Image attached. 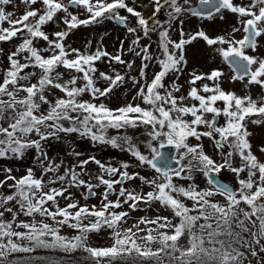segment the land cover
I'll return each instance as SVG.
<instances>
[{"label": "snow or ice", "instance_id": "obj_1", "mask_svg": "<svg viewBox=\"0 0 264 264\" xmlns=\"http://www.w3.org/2000/svg\"><path fill=\"white\" fill-rule=\"evenodd\" d=\"M105 22L114 51L67 42ZM256 127L264 0H0V264H264Z\"/></svg>", "mask_w": 264, "mask_h": 264}, {"label": "rangeland", "instance_id": "obj_2", "mask_svg": "<svg viewBox=\"0 0 264 264\" xmlns=\"http://www.w3.org/2000/svg\"><path fill=\"white\" fill-rule=\"evenodd\" d=\"M146 2V0H145ZM218 27H227V25L221 23ZM52 28H55V25H49L46 26V30H51ZM103 35L104 39V44L107 47L108 51H114L116 47H118V37L123 38L122 31L115 25H112L110 22H105L101 26H80L78 29L74 30L72 33L69 34V37H67V42L70 43L73 47H82L87 40H93V47L95 46V41L99 39V37ZM156 37L153 36V40H155ZM128 41H125V46H127ZM5 47H10V45H2ZM125 58L127 59L128 56L126 55ZM137 63L139 61L137 60ZM99 67L102 70H108L107 65L97 62ZM117 68H121L119 65H115ZM123 70V69H121ZM183 77H181V82H183ZM226 88L229 87V84L224 85ZM237 91H239V86L237 85L236 88ZM258 89L253 88L252 92L255 95L257 93ZM125 97L128 99L131 98V95L128 93L127 88H121L118 90V93L116 95H113V97L107 101L110 106L116 107L122 104L125 100ZM113 131L114 130H110ZM261 139H264V132L261 131L259 127H256L255 130V139H254V144H258ZM79 147L78 150L85 151V152H93L98 156V158H102L105 161H108L110 159L112 160H120V159H128L129 157L127 156L126 153L120 152L118 149H112L110 147H105L102 150L99 148L93 149L88 141H78ZM209 150L211 146H206ZM54 154V152L52 153ZM22 163L23 162H12V161H5V160H0V166H3L5 164L10 165V166H15V167H21L22 168ZM92 167H95V165H92ZM20 173H17L19 175ZM221 177L229 182H232V174L228 172L227 170H223ZM2 178V176H0ZM3 191H9L8 189H2ZM73 192L76 193L77 197L80 198L81 203H84V200L82 197L79 196V190L72 189ZM61 205L65 203V201L60 200ZM88 203H98V198L94 197L91 198ZM154 210L149 211V215H155ZM162 214L167 215V212H164ZM133 218L138 217L140 215H144V212L142 211H136L132 212L130 214ZM131 220L129 221V224H131ZM93 242L96 244H105L108 241L105 239L104 235H98V236H93L92 237Z\"/></svg>", "mask_w": 264, "mask_h": 264}, {"label": "trees", "instance_id": "obj_3", "mask_svg": "<svg viewBox=\"0 0 264 264\" xmlns=\"http://www.w3.org/2000/svg\"><path fill=\"white\" fill-rule=\"evenodd\" d=\"M37 254H38V255H45L44 252H39V253H37ZM55 255L59 256V255H62V254L57 253V254H55Z\"/></svg>", "mask_w": 264, "mask_h": 264}, {"label": "water", "instance_id": "obj_4", "mask_svg": "<svg viewBox=\"0 0 264 264\" xmlns=\"http://www.w3.org/2000/svg\"><path fill=\"white\" fill-rule=\"evenodd\" d=\"M223 180V179H222Z\"/></svg>", "mask_w": 264, "mask_h": 264}]
</instances>
